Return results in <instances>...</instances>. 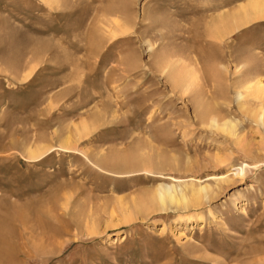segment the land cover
Masks as SVG:
<instances>
[{
	"label": "rangeland",
	"instance_id": "rangeland-1",
	"mask_svg": "<svg viewBox=\"0 0 264 264\" xmlns=\"http://www.w3.org/2000/svg\"><path fill=\"white\" fill-rule=\"evenodd\" d=\"M250 1L0 0L7 264H264V17L216 34Z\"/></svg>",
	"mask_w": 264,
	"mask_h": 264
},
{
	"label": "bare ground",
	"instance_id": "bare-ground-1",
	"mask_svg": "<svg viewBox=\"0 0 264 264\" xmlns=\"http://www.w3.org/2000/svg\"><path fill=\"white\" fill-rule=\"evenodd\" d=\"M227 13V12H226ZM232 13V12H231ZM227 17H228V15H227ZM260 17H264V0H253V1H250V2H248V3H245V4H243L242 6H240L239 7V9H237V11L235 12V14L231 17V16H229V18L231 19V20H233L235 23H233V21L232 22H230V23H228L227 22V20L228 19H225V20H222L221 21V24H225V23H227V25L225 24L224 26H225V28H218V25H217V27H216V25H215V28H218V30L217 29H215V30H217V32L219 31V32H221V31H223V34H224V32H226V33H230V31H232V30H234V29H237V28H239V27H242L243 25H246V24H248L251 20H254V19H256V18H260ZM215 19V18H214ZM224 19V18H223ZM216 22V21H215ZM233 23V24H232ZM231 26H230V25ZM214 25V24H213ZM119 27V26H118ZM220 27H223V26H220ZM231 28H233V29H231ZM222 29H224V30H222ZM215 32V31H214ZM216 34H218V37L220 36V37H222L221 35H222V32L219 34V33H216ZM226 35V34H225ZM213 36V35H212ZM221 39V38H220ZM191 63V62H190ZM159 64V63H158ZM163 68H164V66H163ZM172 73V72H171ZM171 73L169 74V75H171ZM187 74V73H186ZM188 75V74H187ZM172 77V79L174 80V78H175V80H174V82H175V85H178L179 83H180V80L182 79L181 78V76H178V75H172L171 76ZM253 82V83H252ZM184 83H186V81L184 82ZM245 90H250V92H248V93H250L249 94V96L251 95L252 97H254V98H258V97H260V95H262L263 93H264V83H263V81H261L260 80V78H259V80L257 79L255 82L252 80V81H248V83L246 82V86H245ZM201 94V93H200ZM246 95H247V92H246ZM240 98H244L245 96H244V94H243V92H239V95H238ZM202 97V96H201ZM247 97V96H246ZM199 98V97H198ZM243 100V99H242ZM245 104V103H244ZM249 108V107H248ZM252 108H254L253 110V112H251L250 113V115L252 116V118L254 119V122H258L260 119L262 120L263 119V117H264V112H263V110L260 108H258V109H256L255 110V107H252ZM252 110V109H251ZM224 114V113H223ZM222 115V114H221ZM249 115V114H248ZM198 117H199V119H201V120H207V121H203V123L204 122H206L209 126H211V127H214L215 129H219V130H221V131H223V132H225V133H227V134H229V135H234V134H236V133H234V123H232V121L231 120H229L228 118V120H223L222 118H219V116H217V114L212 110V109H206L205 111H201V112H199V114H198V116H197V119H198ZM198 119V120H199ZM84 122V121H83ZM202 122V121H201ZM264 122V121H263ZM76 127V126H75ZM86 127H88V126H86ZM79 129V128H78ZM83 129H85V126H84V128ZM82 129L80 128V131H81ZM83 131V130H82ZM80 135V134H79ZM236 137H237V135H236ZM237 139V138H236ZM65 140V139H64ZM241 140H242V138H241ZM68 141V140H67ZM235 141V140H234ZM237 142H238V140H237ZM240 142V141H239ZM68 143V142H67ZM64 145H65V143H64ZM242 146V145H241ZM239 147V146H238ZM242 147H244V146H242ZM45 149V148H44ZM241 149V148H240ZM247 149V148H246ZM250 152V151H249ZM36 154H37V151L35 150V149H30L29 151H28V154H26L28 157L27 158H32V157H35L36 156ZM249 154V153H248ZM222 156V155H221ZM229 156V155H228ZM227 156V157H228ZM116 157V156H115ZM146 156H144L143 158H145ZM225 157V156H224ZM226 157V158H227ZM157 158H158V156H157ZM114 159V158H113ZM217 159V158H216ZM228 159V158H227ZM227 159H220V155H219V160H216V161H218V162H220V163H222V162H225ZM103 160V159H102ZM110 160V159H109ZM148 160V159H147ZM146 160V158L145 159H143V161L145 162V161H147ZM158 160V159H157ZM230 160V159H229ZM160 162V161H159ZM158 162V163H159ZM162 162V161H161ZM160 162V163H161ZM227 162V161H226ZM101 163V162H100ZM142 163V162H141ZM146 163H149V162H146ZM159 163V164H160ZM101 164H104V162L103 163H101ZM153 164V163H152ZM111 165H113V164H111ZM147 166V165H146ZM243 168L241 167V168H235L233 171L235 172V174H240V173H242L243 174V170H242ZM113 170V169H112ZM245 172V171H244ZM187 184V183H186ZM189 185H185L186 187L187 186H190V185H192L193 186V183L192 184H190V183H188ZM195 185V184H194ZM192 186H190V187H192ZM206 187H207V185L206 186H203V185H201V186H197V188H194V187H192L191 188V190H190V195H191V197H190V195H189V197L187 198V195L189 194H187V192L188 191H186L187 190V188H185L184 187V189L185 190H181V188H180V190H179V192L177 191V189H176V187H172V188H170L169 186L168 187H165V188H163L162 190H160V191H158V189H157V191H158V194H157V197H156V200L155 201H157L159 204H161V205H164L165 204V202L166 201H168V202H171V203H174L175 202V204L176 203H178V204H181V203H186L187 202V200H189L188 201V203H190V202H195V201H198V194L200 193V194H202L201 192L202 191H205L206 190ZM156 189V188H155ZM199 194V195H200ZM200 199V198H199ZM151 201V200H150ZM200 201V200H199ZM196 203H198V202H195V204ZM149 205V204H148ZM185 205V204H184ZM186 205H188V204H186ZM185 205V206H186ZM193 205H194V203H193ZM150 206V205H149ZM152 207V206H151ZM165 208V207H164ZM15 214V213H14ZM14 216V215H13ZM19 217V216H18ZM131 217H132V215H130V214H127V215H125L124 216V218H123V222H125V221H129L130 219H131ZM21 219H22V217H21ZM23 225V224H22ZM95 232V228H91L90 229V231H89V233L88 234H91V233H94ZM6 234H4V236H5ZM31 236V235H30ZM5 237H7V235L5 236ZM5 237L4 238H0V264L2 263V264H7V263H9L10 261H11V259H12V252L14 253V255L16 254V255H18L19 253H20V250H18L17 248H16V250H12L11 252L10 251H8V250H6V248H11L10 246V244H9V240L7 241L6 239H5ZM9 237V236H8ZM8 244H9V246H8ZM8 251V252H7ZM23 252V251H22ZM6 260V262L4 263V261Z\"/></svg>",
	"mask_w": 264,
	"mask_h": 264
}]
</instances>
